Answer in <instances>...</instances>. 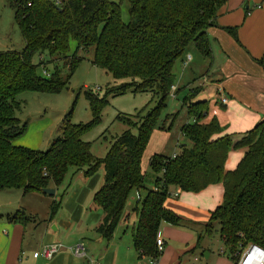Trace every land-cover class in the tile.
<instances>
[{"label":"trees","instance_id":"1","mask_svg":"<svg viewBox=\"0 0 264 264\" xmlns=\"http://www.w3.org/2000/svg\"><path fill=\"white\" fill-rule=\"evenodd\" d=\"M5 1L14 8V21L24 47L20 52H0V192L16 189L24 195L42 193L45 188L59 186L68 168L83 170L89 178L102 167L103 183L92 196L94 207L102 212L95 233L110 241L131 194L144 191L133 210L137 222L131 229L132 247L138 257L154 263L164 251L159 253L155 246L161 225L185 227L183 220L164 206L170 188L198 194L221 185L222 202L209 214L205 231L212 235L214 225H218L222 254L233 264L248 245L264 250V117L242 139L233 142L229 135H220L224 128L216 118L203 122L208 103L196 99L200 89L195 88L182 100L187 122L179 128L191 146L181 143L175 154H152L148 169L155 175L151 184L154 188L145 186L149 174L141 170L142 154L151 134L155 129L167 130L158 123L175 79L173 64L190 44L204 61L212 62L206 30L215 25L217 11L228 0H125L129 4L128 23L123 22L120 4L114 0ZM226 30L236 40L237 30ZM70 41L76 44L71 56ZM90 49L92 65L103 69L114 81L124 82L107 89L103 98L84 93L91 120L72 125L70 110L60 126V135L47 150L12 144L26 131L15 117L16 96L26 91L60 92L82 60L79 53ZM44 53L54 62L66 61V79L58 70L47 76L37 74L42 63L39 58L35 65L33 59ZM256 61L264 68L262 60ZM126 92H150L155 105L144 107V116L134 124L129 125L119 114L116 120L128 129L112 140L104 159L96 158L91 143L81 138L99 123L102 109L108 104L107 95ZM175 93L177 100V90ZM134 129L136 135L132 134ZM242 149L243 157L235 169L226 171L229 151ZM51 204L50 217L61 205L60 200ZM29 219L23 210L6 217L10 223L22 226Z\"/></svg>","mask_w":264,"mask_h":264},{"label":"rangeland","instance_id":"2","mask_svg":"<svg viewBox=\"0 0 264 264\" xmlns=\"http://www.w3.org/2000/svg\"><path fill=\"white\" fill-rule=\"evenodd\" d=\"M114 2L120 4L121 18L124 23H128V2L125 0H114ZM23 47V38L14 21V8L8 5L5 0H0V52L9 50L20 52ZM75 47V42L70 41L69 50L71 53L69 56L74 53ZM187 48L188 51L186 50V52H189L193 47L190 44ZM79 56L82 60L78 68L67 79V85L60 92L47 94L26 91L16 96L15 117L21 126L25 125L26 131L23 135L12 140V144L40 152L47 150L50 142L60 135V126L70 110L73 111L70 117L72 125L88 123L91 120L92 114L84 93L90 92L98 95L99 98H103L107 89L124 82L122 80L114 81L103 69L101 70L91 64L93 49L80 52ZM186 56L187 53L182 57ZM39 58L42 64L39 65L37 74L40 77L45 76V72L50 75L56 70L59 71L63 79L69 75L65 60L57 59L54 62L48 53H44L33 59L35 65L39 63ZM180 59L176 60L172 67V74L175 78L173 85L178 93L177 100L172 99L171 94L166 98L165 107L158 124L167 130L165 132L159 129L153 131L149 139L150 142L142 154V161L146 165L150 154L163 149L169 137L172 139L171 144L173 141L176 142V134L180 126L186 121V110L182 107V100L188 96L189 91L199 88L198 99L207 101L209 107L218 98L217 93L209 88L211 80L208 78L209 81L206 82L208 80L206 76L209 72L206 70L207 73L200 76L203 68L208 67V63L200 57L201 62H195L196 68H192L190 71V68H184L182 59ZM106 99L108 104L102 109L99 123L81 138L82 141L91 143V153L99 159H104L111 142H113L112 140L128 129V126L116 120L119 114L124 115L129 125L134 124L144 116L141 114L144 107L148 105L149 109L155 105V100H153V95L150 92L136 94L126 92L124 95L118 96L107 95ZM209 111L210 109L208 114ZM136 133L137 131L134 129L132 134L136 135ZM176 149L178 150L177 147ZM66 173L59 186L50 188L55 191L53 196L43 193L24 195L21 190L16 189L0 192L1 236L4 237L5 233L10 230L7 225L8 221L5 219L6 214L13 215L16 211L23 210L25 215L30 217L29 223L20 229L19 238H22L23 253L18 254L20 255L19 264H52L46 259L35 260L33 257L34 253L51 245L61 248L59 252L60 255H63H56L59 257L58 259L64 257L61 264H138L135 250L132 248L130 233L135 217H131L126 224L121 221L110 241L102 240L94 231L102 219V212L94 207L92 196L103 183L105 174L103 168L101 167L94 176L89 178L84 176L83 170L76 171L75 168H68ZM147 174L149 175L144 184L147 188H151L155 175ZM143 195L144 191L139 193L134 191L127 201L124 214L132 213V210L138 205L137 200ZM59 200L61 204L59 210L50 217L51 203ZM188 221L183 214L185 226L183 228L187 229L186 231H194ZM209 236L211 237L208 238V243L214 255L220 250L223 251L224 246L220 242L217 224L214 225L212 235ZM13 237L15 238L12 235V239ZM81 244L87 250L85 257L75 256L71 252L72 248ZM57 257L54 258V261L57 260ZM198 258L201 264H206L202 256H198ZM147 260L149 262L151 259ZM154 264L157 263L154 261Z\"/></svg>","mask_w":264,"mask_h":264},{"label":"crops","instance_id":"3","mask_svg":"<svg viewBox=\"0 0 264 264\" xmlns=\"http://www.w3.org/2000/svg\"><path fill=\"white\" fill-rule=\"evenodd\" d=\"M216 15L215 25L206 30L212 62L210 64L207 62L208 67L203 68L200 76L209 72L206 76L211 80L209 88L217 93L218 98L212 102L211 107L208 106L210 111L203 122L207 123L212 117L216 118L220 126L224 128V132L220 135H229L232 141L236 142L242 139V136L252 130L264 117V68L256 61L262 60L264 65V0H228L219 8ZM227 28L237 30L236 40L226 30ZM185 53L190 54L191 60L187 68H190L191 71L192 68H196L195 62H201V55L195 47ZM184 59L185 57L181 61ZM200 66L203 65L200 64ZM194 73L192 74L194 75ZM223 97L227 98L225 105L220 103V98ZM185 122H187V114ZM171 140L169 137L166 146L156 154H175L176 147L178 148L181 143L188 147L191 146L187 140L183 139L179 130L176 134V142L173 141L171 144ZM243 152V149L230 150L224 169L226 171L234 170L242 159ZM151 156L152 154L148 160ZM147 165L142 161L141 170L143 173L151 174ZM151 188L154 186L151 185ZM174 194L176 197L173 196ZM222 194L221 185L210 186L198 194L180 193L177 189L170 188V196L166 199L165 208L171 210L182 220L183 214H185L194 231L161 225L159 236L164 242L165 249L156 261L157 264H201L198 256H202L206 264H233L222 254V250L214 255L208 243V238L211 236L204 228L209 220V214L221 204ZM7 216L11 215L6 214L5 217ZM131 217H135L133 227L137 222L133 210L132 213H123L122 223H128ZM7 225L10 229L9 232L5 233L4 237L0 235V264H19L20 255L18 254L23 253L22 238H19L20 229L26 225L12 224L9 221ZM12 235L15 238L12 239ZM198 235L201 236L197 242ZM81 245L85 255L79 257H85L87 250L83 244ZM60 249L59 247L58 250L60 251ZM59 251L56 255H63H60ZM56 255L47 261L52 264H61L64 257L58 259L59 257ZM55 257L57 260L54 261ZM136 257L138 264H154L150 261L147 262L145 257H138L137 253Z\"/></svg>","mask_w":264,"mask_h":264},{"label":"built area","instance_id":"4","mask_svg":"<svg viewBox=\"0 0 264 264\" xmlns=\"http://www.w3.org/2000/svg\"><path fill=\"white\" fill-rule=\"evenodd\" d=\"M190 56L187 55L185 59L182 61L184 68H187L190 64ZM47 76L48 74L45 72L44 74ZM206 80V79H205ZM207 82V80H206ZM205 83V82H204ZM176 87L174 85L171 86L169 93L171 94L172 99L176 100ZM227 98H220V103L225 105ZM176 197V194L173 195ZM155 246L158 252H162L164 250V242L160 236L156 238ZM59 247L56 245L45 246L40 250V252L34 253L33 257L43 258L46 260H50L58 253ZM72 253L76 256H84V250L82 245L76 246V248L71 249ZM234 264H264V250L256 245H248L245 250L239 255L236 262Z\"/></svg>","mask_w":264,"mask_h":264},{"label":"water","instance_id":"5","mask_svg":"<svg viewBox=\"0 0 264 264\" xmlns=\"http://www.w3.org/2000/svg\"><path fill=\"white\" fill-rule=\"evenodd\" d=\"M43 194H46V195H49V196H53L55 191L54 189H50V188H45L43 191H42Z\"/></svg>","mask_w":264,"mask_h":264}]
</instances>
